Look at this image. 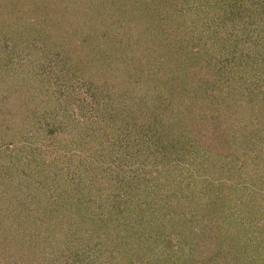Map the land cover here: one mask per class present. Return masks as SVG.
Wrapping results in <instances>:
<instances>
[{
  "label": "trees",
  "instance_id": "16d2710c",
  "mask_svg": "<svg viewBox=\"0 0 264 264\" xmlns=\"http://www.w3.org/2000/svg\"><path fill=\"white\" fill-rule=\"evenodd\" d=\"M39 1L46 5L45 19L55 18L50 11L51 6L53 9L70 5V0ZM137 1H119L122 18L118 23L120 29L123 27V30H128L125 35L129 39L135 35L141 42L143 40L140 45L131 47L137 54L147 55V48L152 46L148 50L153 56L151 64H154L160 59L155 54L159 52L156 48L170 52L171 48L168 47L172 43L167 41L171 37L163 39L158 31L151 35L142 17L137 16V13L144 11L141 5H137ZM171 1L169 5H172ZM72 2L76 3L79 10L74 13L78 19L84 13L82 1ZM164 3L166 0H159L158 4ZM230 5L228 0L215 3L219 18L233 13V19L244 23L247 35L264 24V0H243V10L230 8L228 13ZM28 7L25 10L27 18L18 12L15 17L11 16V20H20L26 27L30 20L35 21L33 29L41 33L43 20L32 13L31 6ZM67 12L71 13V10ZM171 14L168 6H162L161 10L156 8L152 15L158 26L165 25L163 32L167 36L173 35V32L168 31L174 27L168 20ZM46 21L50 27L51 21ZM65 23L60 29L54 28L57 31L53 33L66 32L70 24L67 20ZM106 27L110 29L109 25ZM29 33L30 29L25 31L26 35ZM262 36L264 34L258 37L259 40ZM131 45L130 41L129 47ZM19 47L13 37L0 45V55L5 56L3 62L7 56L12 66L20 64L23 48ZM198 48L194 46L186 56L198 51ZM260 63H264V58ZM154 65L147 69L134 68L136 72L140 70L137 75H131L129 69L108 67L109 72H113V78H109L112 77L111 73L109 79H104L105 75L103 78L102 74L97 75L100 80L102 78L103 82L106 81L105 85L89 82L86 78L89 71L83 68L45 69L49 71L45 72L46 75L51 74L56 82L49 91L36 86L43 100L36 105L38 108L44 106L51 91L54 95L59 93L56 102L62 106V111L57 112L54 125L55 131L59 132H54L58 142L47 144L46 149L42 148L39 158L27 162L28 170L23 169L24 175L28 176V185H33L36 194V205L31 206V211L24 210L29 197L22 198L23 193L15 195L13 186L0 180V264H153L164 248H176L178 240L193 241V248L189 250V254L193 253L194 256L190 260L192 264H264V253L257 256L254 253V248L258 247L264 252L260 244L264 241L259 236L246 233V230L255 226L251 218L257 215L256 207L246 204L233 213H229V210L221 213L215 210L229 198V194L225 197L224 193L229 184L222 179L232 180L236 177L233 181L238 182L241 178L258 175L264 179V67L256 65L250 69L245 68L251 70L248 82H244L243 78L238 80L239 83L235 80L225 82L219 76L213 84L214 89L208 83L213 76L206 65L196 66L191 63L186 74L183 67L179 79L175 78V69H171L174 67H166L165 70V67ZM149 73L154 86L146 89L141 80H149ZM9 76L11 71L0 67V79H9ZM130 76L135 77V81ZM110 81L120 87L116 90ZM189 81L192 82L190 85ZM6 85L11 86L9 82ZM234 94L243 98L249 96L251 100L248 103L257 100L258 104L241 106L238 115L231 117L232 112L228 116L225 107L220 105L230 102L227 98ZM192 97L200 98V104H206V109L212 114L205 118L193 115V106L190 104ZM250 107L253 113H249ZM67 114L73 124L64 122ZM253 118L256 121L254 124L251 123ZM117 123L122 129L119 130ZM75 124L87 127V144L90 143L86 150L88 155L82 152L71 153L68 147L71 145L69 143H78ZM130 125L139 129L136 135L130 134ZM166 128H171V134L170 140L165 141L184 137L185 142L178 146L172 143L169 150V143L165 146L164 142V137L168 138ZM47 132L52 133V129ZM94 134H97V139H93ZM163 163L162 170L160 166ZM185 163L189 164L188 168H184L188 165ZM152 167L159 169L155 171ZM154 172L159 173L156 181H160V186L150 189L148 184ZM202 173L206 176L214 173L222 176H215L217 179L211 180ZM197 176L199 180H211V199L200 195L197 189L199 185L194 184L190 199L182 203V198L173 201L174 189H190L188 182ZM50 182L55 183L53 188L48 187ZM162 184L166 186L162 188ZM189 201H192L190 204L193 201H199L200 204H192L189 208ZM182 206L185 208L180 210ZM212 207L214 213L210 209ZM261 215L262 222L259 219L256 222L264 227V212ZM224 222L229 225L230 222L237 223L238 230L223 231L222 228L228 226ZM239 236L248 242L244 254L255 257H241L237 251L241 241L235 239ZM183 255L187 254L183 252ZM157 261V264H170L168 257Z\"/></svg>",
  "mask_w": 264,
  "mask_h": 264
},
{
  "label": "rangeland",
  "instance_id": "374dc122",
  "mask_svg": "<svg viewBox=\"0 0 264 264\" xmlns=\"http://www.w3.org/2000/svg\"><path fill=\"white\" fill-rule=\"evenodd\" d=\"M81 1L84 13L82 14L80 11L82 15H79L78 19L74 13L79 10L76 3L72 2V0H70V5L66 7H53L52 9L51 6L50 11L55 15V18L45 19L46 14L44 11L46 10V5L43 1L5 0L4 3L3 0H0V45H3L5 41H9L11 40V37H13L20 46L19 48H23V52H21L20 55L21 63L18 65L12 66L10 61H8L7 56L6 60L3 62V57L5 59V56L3 54L0 55V67L10 70L12 76V78L9 76V79H0V85H3L1 86L3 87L2 91L0 90V175H2L0 180L2 179L3 182H6L10 186L12 185L15 195L23 193V195H21L22 198L24 196L27 198L29 197V200L27 199L28 202L26 201L27 208H24V210L31 211V206L33 204L36 205V194H34V189L32 188L33 185H28V176L24 175L23 169L27 167V162L29 160H34L35 157H40V154L43 152L42 148L46 149L47 144L51 141H54V143L58 142V140H55L57 136L54 132L56 134L59 133L58 131H55L56 114L58 116L57 112L62 109V106L56 102L59 93L57 92L54 95L53 91H51L50 94H48L50 99H48V97L46 98L43 104L44 106L38 108L36 105L43 101L36 86L39 88L43 87L45 90L49 91L52 90V85L56 82L51 74L46 75V68H48L49 71L55 70L57 67L58 69L66 67L65 70L83 68L84 70L89 71L87 72L89 77L86 75L89 82H94L96 85H98L97 83H99V85H105L106 81L103 82L104 79L114 77L113 72H109L108 67L122 68L123 70L129 69L131 75H134V73L137 75L140 71L136 72L134 68L139 69L144 67V69H147L154 64H156V66L154 65L153 67H165V70L166 67H174L171 69H175V78L179 79V75L183 74V67H185L186 74V71L192 63L196 64V66L198 64L206 65L208 70L211 69L213 77L209 78L208 83L212 86L214 82L219 79V76L222 79L224 78L225 82L228 80L229 82L235 80L239 83L238 80H241V78L245 80L244 82H248L247 78H249L251 70L248 71L245 68L250 69L251 67H256V65H259L258 67H264V63H260L264 58V37L262 36L261 40L258 38L261 34H264V24L259 25L257 31L247 35L248 33L245 32L244 23L239 22L235 18L233 19V13H229L230 8L233 10L242 9L241 4L243 3V0H228V4H231L228 9L229 14L225 16L222 15V18H219V13L215 9V3H218L219 0H172V5H169L170 0H166V3L164 4H158L159 0H138L137 5H141L144 11L137 13V16L142 17L141 20H144L143 23L145 28L151 30V35L158 31L161 33L163 39L164 37H169V39L171 37V40L167 41L172 43V45L168 47L171 48L170 52L164 49H161L163 51L161 52L160 49L156 48L159 52L155 54H157L160 59L158 62L155 61L154 64H151L153 56L148 50V48H151L152 46L148 47L150 44L145 43L148 44L145 45L148 47V56L142 53L137 54V52L131 47L135 44H137V46L140 45L143 40L141 42V39L135 35L129 39V37L125 35L128 30H123V27L120 29L118 23L122 18V12L119 7L120 0ZM26 5L33 8H31V11L32 13H35L37 17L39 16V20H43L41 33L40 30L33 29L35 21L33 22L30 20L27 28L20 20L18 22H13L14 18L11 20V16L13 15L15 17L18 12L22 15L25 14V10L27 8L29 9ZM162 6H168L169 12L172 13V16L169 17L168 20L173 23L174 27L168 31L173 32V35L167 36L168 34L163 32L165 25L158 26L157 22L155 23L154 18H152L156 8L161 10ZM68 9L71 10V13L67 12ZM223 9L225 11V6H223ZM25 16L27 18L26 14ZM143 16H145L144 19ZM16 19L17 17L15 20ZM9 20L11 21L6 22ZM46 20L49 22L51 21L50 27L47 26ZM65 20L70 24L66 29L67 31H63V33H53V31H57L55 30L56 28L60 29L61 25H66ZM108 25L110 29L106 27ZM29 29L30 33L26 35L25 31L28 32ZM130 41L132 45L129 47ZM194 46L199 47L198 51L195 50L192 54L186 56ZM10 55L11 60L12 54L10 53ZM180 67L182 68L178 69ZM110 73L112 77L108 78ZM98 74H102V78L103 75H105L104 79L101 78L100 80V78L97 77ZM130 77L135 81V77ZM147 80L148 79L146 78L141 80L143 87H146L147 89L150 88L151 85L154 86V83L151 80V73H149L148 82ZM51 81L53 83H50ZM8 82L11 84L10 87L6 85ZM191 83L192 82L189 81V85ZM110 85L116 87V90L120 87L117 84L113 85L111 81ZM213 87L215 89L214 85ZM138 89H140V87ZM112 94L113 92L111 95ZM248 97L245 96L243 98L239 94H234V96L227 98L230 102L226 101L225 104L220 106L225 107V113L228 116L233 112L231 117H234L241 111V106H252L253 103L254 105L258 104L257 100L251 102V104L248 103V101L250 102L251 100V98ZM216 99L217 98H215L214 101ZM219 99L220 98H218V100ZM199 100L200 98L193 99V97L192 100H190V104L193 106V109L191 108L193 111L192 114L195 116L201 115L203 118L207 117L208 114H212L211 111L206 109V104L201 105ZM221 102L222 101H220V103ZM248 111L251 113L252 107H250V110ZM61 117L62 116L59 118ZM65 118L66 120L64 122H71L73 124L71 120L72 118H69L68 114L65 115ZM254 118L251 120V123L253 124L256 122ZM76 126V140L78 143H69L71 145L68 147L70 148L71 153L75 152L76 154L79 152V154H81L82 152L83 155H88L89 153L86 154V150L89 148L90 143L87 144L88 134L87 131H85L87 127L82 124ZM116 126L119 130L122 129L118 123ZM50 129H52V133L47 132ZM164 129L165 128L162 130ZM166 129L168 138L164 137V142L165 146L169 143V150H171L172 143L178 146L185 142L184 137L173 139L170 142L165 141L170 140L169 137L171 134V131L169 130L171 128ZM186 129H188V127H186ZM103 130L104 128L101 129L100 133ZM138 130L139 129L130 125V134L136 135ZM95 135L97 134H94V136ZM188 136L190 135L188 134ZM95 138L97 139L98 137H93V139ZM65 140L67 141V139ZM64 147L67 148L66 146ZM160 157L162 156L160 155ZM53 158L56 157L53 156ZM163 165L164 163L160 166L162 167V170L164 168ZM188 166L189 164L184 168H188ZM73 168L77 169V167H71V169ZM152 168L155 171H158L159 169L156 167ZM165 171L167 173L168 168ZM202 175L211 180L212 178L217 179L215 176H218V178L222 176L218 173L208 176L202 173ZM153 176L154 177L151 178L148 184L150 189H155L157 186H160V181L159 183L156 181V178L159 177V173L154 172ZM33 178H35V176H33ZM234 179H236V177ZM234 179H222L229 184V188L224 192L225 197L229 194V198H227L228 201H224V204L221 207H217L218 209L215 210H220L219 213L223 210H229V213H231V211L233 213V211L239 210L240 207L242 208L243 206H246V204L252 205L254 208L256 207L255 211H257V215L255 214V217L252 218L249 217L255 226L252 229L246 230L248 231L246 233H248L249 236H259L258 238H261L260 240L264 241L262 240V230L264 227L256 222L258 219L260 222L263 220V215L261 214L264 212V201H262V199H264V179L261 178L260 175L254 177L247 176L246 178H241L238 182L233 181ZM52 180H54V178ZM204 180L206 179L201 178V180H199L197 176L192 179L194 183L192 181L188 182L190 189L183 191L178 188L174 189V198H172V200L176 201L177 199L180 200L182 198V203L185 202L186 199H190V194L193 191L191 188H193L194 184L199 185L197 189L200 191V195L202 194L203 197L206 196L211 199V191L213 188V186L210 185L211 180ZM184 182L186 181L184 180ZM166 184H162V188H164ZM174 184L175 183L172 185ZM54 185V182H50L48 187L53 188ZM169 186L172 188L174 187L171 185ZM261 189L262 191L260 194ZM190 202L192 201L188 202L189 208L192 207V204H200L199 201H193L191 204ZM183 207L184 206H182L180 210H183ZM210 209L212 213H214L213 211L215 210L213 207ZM224 224H228V226L223 227V231L226 229L231 231L238 230L237 223L230 222L229 225V223L224 222ZM235 239L241 241L240 248L237 249L241 257H247L250 259V257L254 256L251 255L249 257L248 253H246L247 255L244 254L248 248V245L245 246L248 243L247 241L241 240L240 236ZM177 244L178 246L174 249L164 248V251L160 252V256H158L155 259V262L152 263L157 264L159 263L157 260L168 257L170 258V264H172V262H174V264H190L191 258L194 257L193 253L189 254V250L193 248V241L186 242L178 240ZM260 244L261 248H264V242H260ZM254 249L256 256L264 253L261 252L262 249L259 250V247ZM149 250L152 251L151 248ZM183 252L187 255H183Z\"/></svg>",
  "mask_w": 264,
  "mask_h": 264
}]
</instances>
